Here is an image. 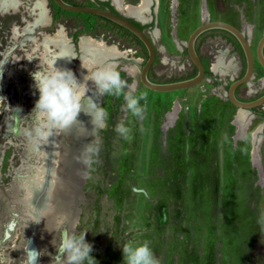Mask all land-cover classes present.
Segmentation results:
<instances>
[{"label": "rangeland", "instance_id": "obj_1", "mask_svg": "<svg viewBox=\"0 0 264 264\" xmlns=\"http://www.w3.org/2000/svg\"><path fill=\"white\" fill-rule=\"evenodd\" d=\"M19 1V12L0 14V64L4 63L0 97L5 98H0V264H26L29 230L24 214L31 202L42 209L56 166V202L66 196L58 188L61 177L67 183L69 201L60 212L49 215L47 227H42L45 233L40 245L45 244V252L41 256L49 264H56L53 249L61 229L69 232V225L70 233H85L98 264H123L122 247L144 241L159 264H264V229L259 223L264 217V109H242L229 100V78L238 69L228 70L222 81H216L219 74L210 65L214 54L225 52H216L221 46L212 32H206L200 43L206 66L202 82L161 92L141 82L139 70L146 50L122 30L85 13L58 11L52 0H46L47 10L42 13H38V0ZM76 1L112 5V0ZM140 1L125 0L131 5ZM173 2L150 0L149 20H140L157 49L153 77L158 80L181 75L182 65L184 72L191 69L185 42L203 18L228 21L245 33L250 23L253 47L264 33V0H176L175 6ZM48 16L50 22L44 25ZM60 25L71 38L68 44L75 75L82 54L80 37L104 39L122 50L135 51L116 58L115 69L129 86L125 91L146 97L140 101L145 111L139 119L124 107L123 96H101L99 106L108 113L107 128L88 127L76 156L67 155L75 137L62 133L58 143L66 155L56 157V132L47 138L34 132L38 121L32 110L39 93L31 73L39 64L50 66L44 57L54 55L56 60V40L47 36ZM14 26L19 27L17 34L12 31ZM24 26L27 28L22 30ZM155 28L160 32L154 38ZM46 45L51 55L46 54ZM164 56L169 58L168 64L163 63ZM127 67H133L134 73ZM245 90L243 84L241 95L246 96ZM175 101L180 105L178 117L166 124V113ZM240 111L244 116L239 132L234 121ZM119 122L130 129L128 139L114 131ZM86 143L99 148L94 157L98 162L91 168L77 159ZM42 157L46 179L32 185L30 178L41 166Z\"/></svg>", "mask_w": 264, "mask_h": 264}, {"label": "clouds", "instance_id": "obj_2", "mask_svg": "<svg viewBox=\"0 0 264 264\" xmlns=\"http://www.w3.org/2000/svg\"><path fill=\"white\" fill-rule=\"evenodd\" d=\"M3 64H0V78L3 75ZM82 67L87 69L82 81L77 79L71 69L56 67V60L51 61L49 67L39 64L38 70L31 73L34 87L39 93L32 110L37 114L38 123L34 129L37 137L47 138L53 132L68 131L74 125L82 124L78 119L82 112L90 117L93 129L107 128L108 113L94 99L106 94L118 98L123 96L127 111L134 117L144 118L145 109L140 101L145 99L146 94L136 96L133 91H125L129 86L117 69L105 66L93 70L83 62ZM89 81L93 82V86H89ZM114 131L125 139L129 138L130 129L123 122L117 123ZM98 153V147L86 143L77 159L91 168L98 162L94 159ZM40 218L35 222L39 223ZM259 223L264 229V217ZM55 247L56 264H98L90 254L93 246L86 241L85 233L77 236L65 230L61 233L58 246ZM122 252L123 264H159L147 241L129 242L122 247ZM31 253L37 252L32 250ZM29 264H33L31 257Z\"/></svg>", "mask_w": 264, "mask_h": 264}, {"label": "bare ground", "instance_id": "obj_3", "mask_svg": "<svg viewBox=\"0 0 264 264\" xmlns=\"http://www.w3.org/2000/svg\"><path fill=\"white\" fill-rule=\"evenodd\" d=\"M37 3H39V5H40L39 6L40 11L38 13H42V12H45L47 10L46 7H45L46 0H38ZM176 3H177L176 0H174L173 5L175 6ZM204 3H206V2L204 1ZM204 3L202 4V15H203V17L207 16V13H206L207 11H206ZM112 4L115 5V7L118 8V10H120L121 12L126 13L127 15H130V16H133L134 18H136L138 20H142V21H148L149 20V16L147 15L148 14L147 11H148V7H149V4H150V0H141L139 2V4H137V5L128 4V3L125 2V0H112ZM21 6H22V3L19 0H0V14L17 13V12H19L21 10ZM30 12H32V11H30ZM49 22H50V17L48 16L47 20L43 24L47 25V24H49ZM252 27L253 26L250 23L246 25L247 33H249V36H250V34L252 32ZM18 28L19 27H17V26H14L12 28V31H13L14 34L18 33ZM26 28H27V26H24V28H22V30H24ZM159 32L160 31L157 28L154 29V31L152 32V34L154 35V38L159 35ZM47 37H51V38L56 40V67L71 69V66H72V63L70 61L71 49H70V46L68 44L69 37H67L64 27L62 25L58 26V29H56V32L53 35H51V34H50V36L48 35ZM41 38H42V36H41ZM36 41H38V40L36 39ZM19 44H17V45H19ZM79 48H80L82 54H81V57L79 59V62L76 65V71L78 73V75H76V76H77V79L80 80V81L83 80V75L87 74V69L82 67V62L86 66H88L89 68H91L93 70H95L97 67H105V66H111L113 68H116V66L118 65L117 61L115 60L116 58L124 57L126 55H129L130 52L134 53V50H132V49L122 50L116 44H108L104 39H97V38H94V37L89 36V35H83V36L80 37V39H79ZM44 50H45L46 54H50V55L52 54V50L49 49L48 45L45 46ZM53 56L54 55L50 56L51 57L50 59L47 56L46 57L43 56V57H44V60L46 59L49 62H51V61L54 60ZM164 58H165V60H164ZM167 58L168 57H166V56L163 57V59H162L163 63H165V64L169 63L168 62L169 60H167ZM14 59H15V57H14ZM137 60H139V59L137 58ZM233 64H235V66H236V63H233V61H229V62L225 61L224 60V56L221 53V54H218L217 57L215 58L214 63H212L211 69H212V71H216V72L218 70H220L221 67L224 68V69H231L233 67ZM126 69L130 73H134V71H135L133 67H127ZM223 71L224 70H222V72ZM88 83H89L90 87L93 86V82L92 81H89ZM89 95H90V93H89ZM94 99L96 100L97 103H99L100 96L99 97H94ZM177 109H179V108L176 105L174 107L173 111L167 113L168 114V116H167L168 121H171V120H173L176 117ZM243 116H244V114L240 111L237 114V116L235 118V121H234L236 126H238V128H239V129L237 128L238 129L237 131H239V132H240L241 127H242ZM78 119L82 121V124L78 123V124L74 125L68 131L56 132V157L60 156V155H63V156L66 155V154H64L63 147L59 146V143H58V140H59L58 138L62 135V133H71L75 137L74 145H70L68 147V149H67V155L68 154L69 155H73V156L79 155L80 147H78L79 146L78 142L82 138V136L86 133L87 128L91 127L92 124L90 123V117L86 116L83 112L79 115ZM52 147H54V145ZM254 150H255V148H254ZM41 161H42L41 166H37V169L35 171L36 173L34 174V176H32L30 178L32 185L42 184L45 181V179H46L45 171H44L45 158L42 157ZM73 164H74V162H73ZM55 168H56V170L54 169L53 176L50 177L51 183H50V190L48 192V199L42 205L43 206L42 209L38 210L32 204L31 197H29V199H28V197L26 198L27 201L30 200V202H31V205L29 206V211H27V213L24 214L25 215L24 216L25 223L28 225V230H29V233L27 235L28 238H27V246H26L27 247L26 248V256L28 258L27 260H29L30 257L33 260L36 257V255H37V253L36 254L31 253V251L32 250H36L38 247H40V243L42 241L41 238H43L44 233H45L44 230L42 231V227L43 226L47 227V223H46L47 217L49 215H51V214H53V215L56 214V212H60L61 211V206H63V203H66V202L68 203V201H69V198H67V195H66L64 198H62L61 200L56 202V197L54 195L56 194V181H57V171L58 170H57V166ZM59 185H58V188L61 187ZM27 196H29V195H27ZM60 217H61V214H60ZM38 218H40L41 225H40V228L38 227V230H37V228L35 229V225L37 223V222H35V220H37ZM65 230H66L65 228L61 229L60 236H61V233L63 231H65ZM56 231H57V229H56ZM49 237L50 236H48V238ZM58 244H59V242H58ZM58 244H56V245L58 246ZM55 254H56V247L53 249L54 258H55Z\"/></svg>", "mask_w": 264, "mask_h": 264}, {"label": "water", "instance_id": "obj_4", "mask_svg": "<svg viewBox=\"0 0 264 264\" xmlns=\"http://www.w3.org/2000/svg\"><path fill=\"white\" fill-rule=\"evenodd\" d=\"M52 1L58 7L66 11L102 16L106 19H109L119 24L120 26L126 28L127 30L132 32L134 35H136L142 41L147 51V57L139 70L140 80L146 87L152 90H155V91L167 92V91H173V90H179V89H186V88L199 85L202 82V80L205 78L206 68L196 50V46H195L196 40L199 37V35H201L205 31H208L211 29L226 30L230 32L231 34H233L236 37V39L239 41L243 49V52L246 58V63H247V67H246V71L244 75L232 80L228 86L227 96L229 100L234 105L242 109H248V110H251L252 108L260 106L264 103V94L261 95L259 98L252 100V101L240 100L237 98L235 94L236 88L239 85L250 80V78L253 76L255 57H254V53L250 45L249 35L245 33L244 30L238 28L237 26H235L234 24L228 21L218 20V19L211 20L209 18L207 19L203 18L204 21L200 23L198 26H196L190 32L188 39L185 42V45H186V50H187L190 60L194 63V65L197 68V73L194 76L190 78L182 79V80L171 81V82H156L150 79L149 71L155 63L157 49H156L154 40L152 36L150 35V33L146 31V29H144L143 27H141L140 25L132 21L131 19H134L135 21H139V20L127 15L126 13L121 12L115 6H114L115 11H113L109 7L100 6L97 4H73L66 0H52ZM111 4H112V1H111ZM149 13L151 17L150 8H149ZM140 23L145 24L144 22H140ZM71 44H73V46L75 47L74 42H72ZM263 46H264V33L261 35L260 39L258 40L257 47H256L257 59L264 66ZM61 179H62V182H60L61 187L59 190H61L63 195L65 196L68 193V188L66 186L67 183L63 177H61ZM40 225H41V221H39L38 224L36 223L35 229L37 228L38 230V227L40 228ZM13 226H14V223H12L11 227ZM58 226L59 224H56V229L58 228ZM69 232H70V225H69ZM44 245L45 244H41L40 247L38 248L37 255L33 259V264H48L47 262L43 260L42 258L43 256H41V252L42 251L45 252ZM25 256H26V249H25ZM26 264H29V260H27V257H26Z\"/></svg>", "mask_w": 264, "mask_h": 264}, {"label": "flooded vegetation", "instance_id": "obj_5", "mask_svg": "<svg viewBox=\"0 0 264 264\" xmlns=\"http://www.w3.org/2000/svg\"><path fill=\"white\" fill-rule=\"evenodd\" d=\"M56 24H59V23H57V21H56ZM143 25H145V24H143ZM147 27H151V24L147 25ZM144 29H145V27H144ZM206 32H212V37L216 38L218 44L221 46V47H218L216 49V52H219L222 49L223 52H225V54L223 55L224 56V60L227 61V62L233 61V63H236V66H235V64H233V67L231 69H224V68L221 67L220 70H218L216 72V73L219 74V77L216 78V81L217 82L222 81L223 74H225V73L229 74L228 70L229 71H233V70L238 69L236 75L233 76L232 78L231 77L229 78L230 80H234L236 78H239V77L243 76L245 71H246V67H247L246 58H245L243 49H242L239 41L236 39V37L233 34H231L230 32L226 31V30H223V29H211V30L205 31L204 33L199 35V37L196 40L195 46H196V50H197L200 58L202 59V61H203V58H202V55H201V52H200V43H201V40H202V38H203V36L205 35ZM213 32H215V33H213ZM247 34L249 35V33H247ZM66 35H67V32H66ZM69 39H70V37H69ZM220 41H221V43H220ZM250 45H251V42H250ZM256 47H257V44H256ZM256 47H253L251 45V48H252V51H253L254 57H255L253 76L250 78V80H248L247 82L243 83L244 85H246V90H245L246 96L241 95V92H240L241 91V87H242L243 84L239 85L236 88V90H235V94H236L237 98L240 99V100L252 101V100H255V99L259 98L261 95L264 94V66L257 59ZM263 54H264V46H263ZM217 55L218 54H214V57L216 58ZM168 60H169V58H168ZM168 62H170V60ZM203 63H204V61H203ZM205 68H206V66H205ZM179 70L182 73L181 75H174V76L169 77L166 80H158L156 78H154L156 80H153L152 79L153 75H150L149 77H150L151 80L156 81V82H171V81H177V80L190 78V77L194 76L197 73V68H196V66L194 65V63L192 61H191V69L188 72H184L186 70L185 65L180 66ZM210 70L212 71L211 65H210ZM222 70H224L225 72L224 71L222 72ZM205 76H206V74H205ZM100 98H101V96H100ZM99 104H100V99H99L98 105ZM176 105L179 108L176 111V117L173 120L168 121V118H167L168 114L167 113L173 111V109H174V107ZM257 107H262L264 109V103L262 105H260V106H257ZM257 107L252 108L250 111L256 109ZM179 111H180V105H179V103L177 101H175L173 107L166 113V124H170L174 120H176L177 117H178ZM262 118L264 119V112H263Z\"/></svg>", "mask_w": 264, "mask_h": 264}, {"label": "trees", "instance_id": "obj_6", "mask_svg": "<svg viewBox=\"0 0 264 264\" xmlns=\"http://www.w3.org/2000/svg\"><path fill=\"white\" fill-rule=\"evenodd\" d=\"M66 1H68V2H70V3H73V4H89L88 2H86V3H82V2H79V1H76V0H66ZM101 1V0H100ZM102 4H107L108 5V7L111 9V10H113V11H115V9H114V7L112 6V5H109V2H106V1H102ZM58 7V6H57ZM57 10L58 11H61V10H63L62 8H60V7H58L57 8ZM88 16H94V17H96V18H98V19H100V20H103L105 23H108V24H110L111 26H113L114 28H117V29H120V30H122L123 32H125L130 38V40H134L138 45H140V46H142L143 48H145V46H144V44L142 43V41L136 36V35H134L132 32H130L129 30H127L126 28H124V27H122V26H120L119 24H117V23H115V22H113V21H111V20H109V19H106V18H104V17H102V16H98V15H94V14H87ZM132 21H134L135 23H137L138 25H140L141 27H145V25H143V24H141L139 21H135L134 19H131ZM145 50H146V48H145ZM146 53H147V51H146ZM146 57H147V54H146ZM146 59V58H145ZM154 66V65H153ZM152 66V68L150 69V71H149V76L150 75H153V73H154V67ZM152 79L153 80H156V79H154V77H152ZM158 81V80H157Z\"/></svg>", "mask_w": 264, "mask_h": 264}]
</instances>
